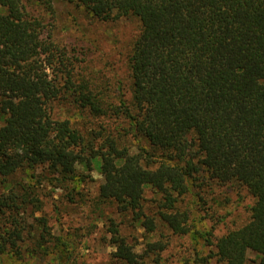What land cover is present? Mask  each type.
Returning <instances> with one entry per match:
<instances>
[{"label":"trees","instance_id":"trees-1","mask_svg":"<svg viewBox=\"0 0 264 264\" xmlns=\"http://www.w3.org/2000/svg\"><path fill=\"white\" fill-rule=\"evenodd\" d=\"M76 2L102 21L138 20L128 57L130 103L105 106L87 83L74 81L72 59L45 34L42 20L22 0H0V214L13 217L35 200L9 182L17 173L43 167L63 183L78 178L79 166L89 171L96 162L100 199L131 213L151 233L154 215L143 203L150 187L159 196V220L181 235L189 232L188 214L180 210L187 180L204 171L253 197L247 222L217 237L213 255L224 264H244L250 250L264 264V0ZM61 99L93 117L125 113L152 153H131L115 137L85 135L69 118L54 117ZM116 231V257L145 264ZM18 238L14 220L0 232V254H19ZM163 248L147 243L148 252ZM208 259L198 256L192 264ZM153 262L160 264V256Z\"/></svg>","mask_w":264,"mask_h":264},{"label":"rangeland","instance_id":"rangeland-1","mask_svg":"<svg viewBox=\"0 0 264 264\" xmlns=\"http://www.w3.org/2000/svg\"><path fill=\"white\" fill-rule=\"evenodd\" d=\"M22 2L29 14L42 20L45 34L72 59L76 83H87L105 106L130 103L128 57L139 33L136 18L102 21L76 0H50V5L38 0ZM53 111L54 117L69 118L85 135L102 131L131 153L140 149L152 153L149 143L131 129L125 113L111 111L93 117L64 99L54 104ZM2 120L0 111V125ZM78 172L76 180L63 183L54 180L43 167L10 178V183L23 185L35 200L13 217L9 211L0 214V232L12 226L14 220L21 228V240L17 241L20 253L0 254V264H124L115 255V229L133 251L145 257V264H154L155 256H160V264H192L198 256H209L207 264H224L213 255L214 242L246 223L253 203L244 186L236 182L218 184L204 171L195 174L188 178V191L180 203V210L188 214L189 232L177 235L159 220L155 208L159 196L146 187L145 211L154 215L156 224L149 233L131 213L121 212L111 201L99 198L102 176L96 162L89 171L79 166ZM148 242H160L164 248L148 252ZM38 243L40 248L36 247ZM244 264L261 263L257 254L248 250Z\"/></svg>","mask_w":264,"mask_h":264}]
</instances>
